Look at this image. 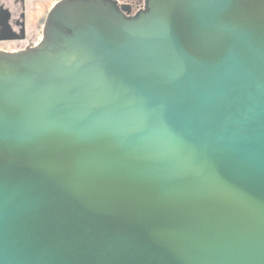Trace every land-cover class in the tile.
Returning <instances> with one entry per match:
<instances>
[{"label":"water","instance_id":"obj_1","mask_svg":"<svg viewBox=\"0 0 264 264\" xmlns=\"http://www.w3.org/2000/svg\"><path fill=\"white\" fill-rule=\"evenodd\" d=\"M0 264H264V0H62L0 50Z\"/></svg>","mask_w":264,"mask_h":264},{"label":"flooded vegetation","instance_id":"obj_2","mask_svg":"<svg viewBox=\"0 0 264 264\" xmlns=\"http://www.w3.org/2000/svg\"><path fill=\"white\" fill-rule=\"evenodd\" d=\"M62 0H0V50L20 51L38 45L50 10ZM125 18L147 11L149 0H104Z\"/></svg>","mask_w":264,"mask_h":264}]
</instances>
